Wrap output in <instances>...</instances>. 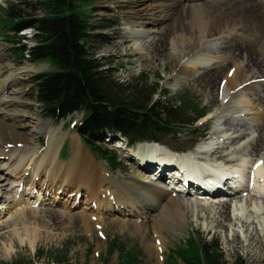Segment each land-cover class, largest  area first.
Instances as JSON below:
<instances>
[{"label": "rangeland", "instance_id": "374dc122", "mask_svg": "<svg viewBox=\"0 0 264 264\" xmlns=\"http://www.w3.org/2000/svg\"><path fill=\"white\" fill-rule=\"evenodd\" d=\"M158 1L92 0L89 15L95 28L93 33L97 35L93 43V49L104 68L112 70L111 73L115 80L131 85L130 88H133L134 85L132 84L137 82L140 85H146L148 91L153 93L152 100L159 102L163 100L180 101L182 103L181 113L189 117L190 121H194L193 125H190L188 121L179 127L180 134L177 138L172 139L167 136L156 139L154 137L155 139H149L148 142H160L170 149L194 150L197 143L203 139L200 135H204V139L211 135L214 122L205 121V118L210 113L213 115L218 109L221 86L225 85L227 75L232 76L231 74L238 63L240 64V60L237 63L234 62L235 64L232 62L223 67L227 70L217 79L220 83L217 86L219 88L217 97L215 92L214 95L206 93L207 89L204 86L192 81L194 71L197 70L193 68V64L208 65L206 67L210 68L223 64V61L218 60L217 64L212 65L215 61L214 57L220 51L219 44L222 38L219 37L230 33H240L242 25L231 21L221 22L213 28V31L210 30L209 32L206 28L207 30L205 29L203 33L196 25L192 24V21H189V12L211 9L217 3L223 4L224 0H179L180 7H174L173 12L167 16H157L158 23L154 24L155 26L140 23L144 20H138L136 13L142 11L143 7L154 6ZM161 1L165 4L169 2V0ZM11 5L16 6L20 18L23 19L40 17L44 14L42 10L38 9L35 0H0V80L12 73L13 70L28 66H42L40 72L53 69L48 62L32 64L25 58L20 57L14 50L24 44L33 45L34 42L32 30L29 28L19 32L16 36L7 35L12 34L8 28L5 30L11 22L6 16V12ZM224 9L223 5L218 13H222ZM111 20H114L115 25L107 27L105 24H110ZM166 23L170 24L172 32L167 37L164 48L157 50L155 53L151 47H146V44L152 36L155 38L153 41H156L157 34H148L150 38L146 39L147 33H142V36L140 33L145 28H158L160 25H167ZM246 25L247 28H250L248 24H245L244 28H246ZM188 39H192L193 43L188 45L186 42ZM145 41H147L146 44H144ZM135 49H140V53H137ZM209 49L211 51L208 53L207 50ZM185 69H190V71ZM263 72L264 68L259 73H255V76L257 77L258 74ZM35 74L37 73H25V75L20 76L0 96L3 99L6 96L15 99L13 103L0 106L1 120L10 124V127L16 133L15 137L17 139L14 138L13 141H23L21 144L27 148L33 147L34 152L31 159H27L28 161H14V168L19 170L17 171L19 176L6 175L10 172L11 159L6 160V155L4 158H0V175L7 179L5 182L9 181L8 188L3 191V199L0 200V264H13V262L21 264H186V262L194 261L193 259L198 256L202 259L201 244L203 241L211 240L219 246L228 264H233L236 257L241 258V261L245 264H263L264 230L258 222L253 223V225L251 223L248 225V229L253 234L250 240L247 238L245 227H240L242 225L240 222L248 223L249 220L246 215L240 212L241 208L235 210L238 202L231 205V209L229 207V213L231 214L232 211V216L235 214V217L233 216L230 221L213 217V202L206 207L201 206L196 210L190 209L188 224L183 225L179 230L174 229L173 236L171 235L172 230H170L171 233L164 232L167 237L163 243L159 240L161 234H158V229L156 232V230H151V227H148L149 221L141 223L142 226L138 225L140 230H145L147 242L154 244L155 247L161 245L162 250L157 262L152 255H149L146 249V241L142 239L140 232L117 226L110 220L114 217H119L120 220L123 217L116 209H111L105 215L99 213L96 207L84 204L86 193L83 188H81L79 195L75 197L72 194L67 199L66 195L70 191L73 192L75 188L65 186L61 189L62 187H60L59 198L53 203L51 197L54 192L52 191L59 186H55V184L60 183L55 181L52 185L51 180H48V166L37 168L38 160L41 158L40 154H43L46 148L47 136L46 134L41 136L35 133L37 126L35 127L33 124L38 121V125L51 129L53 133L58 135L60 140H58L57 155L59 160L64 162L72 152L70 150L72 148L71 139L74 138L76 142H81L73 124L77 125L82 122L83 113L77 112L66 119L58 121L45 116L40 102L34 95L33 77ZM251 76L252 73L248 72V78ZM263 76L264 74H260L258 79H251L252 81H242L244 78H241L240 81H238L239 79L236 81L235 84H238L236 87L233 85V87H229V89L235 91L230 103L231 109L241 105L242 111L236 114H245V116L243 115L245 126H241L242 129L244 127L247 130L251 139L258 137L257 119L264 114V105L255 100L253 96V87L257 85L264 86ZM248 78L246 77V79ZM243 87H245L244 90ZM215 97L216 99H214ZM252 103H256V105ZM15 113H19V116ZM228 113L230 112L228 111ZM228 128L227 125L222 126L224 131H227ZM98 132L100 133V131ZM103 133L109 134L107 130H103ZM116 140L108 142L109 139L105 137L104 142H95L101 148L110 152L106 157L90 151L88 147L80 144L85 147L83 148L94 162L106 171L107 169L111 171H107L110 175L123 181H129L130 176L133 174L132 171L136 168L129 152L145 140H135L130 143L131 145H126L125 138ZM194 141L197 142L193 144ZM116 142H119L120 145L115 146ZM138 149L139 151H146V149ZM159 152L163 151L159 150ZM256 152L255 150L249 151L254 155H256ZM152 153L155 155V151ZM163 153L168 155L165 150ZM170 157L173 158L175 155L170 154ZM139 164H137V167L140 168ZM19 165L20 167H18ZM28 166L30 168H27ZM136 171L142 174L140 170L137 169ZM147 176L148 180L156 182L160 186L166 185L171 188L163 181L155 180L148 174ZM31 181L36 185H33L32 190L28 189L32 184ZM139 192L148 195L144 191ZM172 194V197H174L175 191ZM0 195H2V191ZM170 196L171 194L166 195L164 201ZM179 196L196 202H200V200L208 202L205 197L198 199L188 195ZM243 196L240 193V197ZM232 197L231 195L230 199ZM226 198L227 195L221 197V199ZM187 199L184 200L185 203H189ZM173 202L175 200L171 203ZM196 214L198 219H195ZM237 214L241 216L240 220L237 218ZM127 218H131L129 224L134 223V221L140 224L142 221V218H136L132 215ZM220 220L223 221V225H218ZM32 231L36 234V238L31 245L29 241L33 239L28 237V241L27 235ZM175 233L176 235H174ZM234 233L239 236L238 240L233 236Z\"/></svg>", "mask_w": 264, "mask_h": 264}, {"label": "bare ground", "instance_id": "6f19581e", "mask_svg": "<svg viewBox=\"0 0 264 264\" xmlns=\"http://www.w3.org/2000/svg\"><path fill=\"white\" fill-rule=\"evenodd\" d=\"M211 3L213 4V2ZM223 5L225 7L224 11L218 13V10L221 9ZM174 7H180L179 0H169L168 4L159 0L154 6L143 7L141 9L142 11L136 13V16L138 20H144L140 21V23L154 25L158 23L157 16H167L173 12ZM263 10L264 0H224L223 4L217 3L213 5L211 9L189 12V21H192V24L196 25L200 32L203 33L206 28H208L209 32L210 30L213 31V28L221 22L231 21L242 25L240 33H230L223 37H219L220 39L222 38L219 44L220 51H217L219 54L214 57L215 61L214 63L212 62V65L217 64L219 62L218 60L223 61V64L214 68L206 67L208 65L193 64V68L198 71H194L195 73L193 74L192 81L198 82L199 85L204 86V88L207 89L206 93L214 95L215 92V96L217 97V90H219L217 86L220 84L217 79L227 70L223 67L232 62L237 63V61L240 60V64L238 63L234 68V72H232V74L230 73L232 76L227 75L224 82L225 85L221 86L218 109L213 115L210 113L206 118L204 117L206 119L205 121L210 120L214 122L211 135L199 142L189 154L172 158L170 154H175L170 153V148L163 143H141L133 151L129 152V156L135 163L136 168L132 171L133 174L130 176L129 181H123L116 176L110 175L109 172H107L108 170L106 171L103 167L94 162L84 149L85 147L78 141L76 142L74 138L71 139L72 148L70 150H72V152L70 157L64 162L60 161L57 155V145L58 140H60L58 135L53 133L51 129L41 127L38 125V121H36L33 125L35 127L37 126V130L35 129L34 132L41 136L43 134L47 136L46 148L43 154H40L41 158L38 160L37 168H45V166H48V180H51V183H53L52 185H54L55 181L60 183L55 184V186H59L52 191L54 192L51 197L52 202L54 203L57 201V198H59V191L65 186H72L75 188L73 192L70 191L68 195H66L67 199L70 198L72 194L75 197L79 195L81 188H83L86 193L84 204L96 207L97 211L103 214L111 211V209H116L123 217L120 218V220L118 219L119 217H114L110 220L117 226H123L125 229L140 232L142 239L146 241V249L149 255H152L156 262L158 261L157 258L160 256L162 247L161 245L155 247L154 244L147 242L145 230H140L138 227V225L142 226L141 223L145 221H149L148 227H151V230L153 229L157 232L158 229V234H161L159 240L163 243L167 237L164 232L167 231L171 233L170 230H172L171 235L173 236L174 229L179 230L183 225L188 224L190 209L196 210L201 206L206 207L213 202V217L220 218L223 221L226 219L230 221L233 216L235 217V214L232 216V211L231 214L229 213V207L235 204V202H238L235 206V210L241 208L240 212L246 215L249 220L248 223L240 222V224H242L240 227H245L247 238L250 240L253 234L248 229V225L251 223L253 225V223L256 224V222H258L260 227L264 230V114L257 119L258 137L251 139L247 130L244 129V127L242 129L241 126L244 125L243 121L245 114H243L244 116L236 114L242 111L241 105L235 109H231L230 103L232 102L235 91L231 88L229 89L230 86L236 87L238 85L235 84L238 79V81H240L241 78H244L242 81H252L253 79H258L260 74H264L263 72L258 74L257 77L255 76V73H259L262 71V68H264ZM245 24H248L251 29L247 28V25L246 28H244ZM144 32L147 33L146 39L150 38L148 34H157L158 38L156 37V41H153L155 38L152 36L149 42L145 41L144 43L146 44L147 42L146 47H151L152 51L156 53L157 50L164 48L167 37L172 30L170 29V24H167L160 25L158 28H145L144 31L140 33L141 36ZM186 42L189 45L193 43V40L188 39ZM135 50H137V53H140V49ZM210 51L211 49L207 50L208 53ZM42 68V66H28L19 70H13L14 72L12 71L9 75L6 74L7 76L0 80V96L3 95L4 91L7 90L12 83L14 84L20 76L25 75V73H38ZM185 70L190 71V69ZM248 72L252 73L250 78H248ZM246 77L248 79H246ZM253 88L255 100H258L264 105V86L257 85ZM242 89L244 90L245 87ZM216 97L214 99H216ZM14 100L8 98V96L4 99L0 97V106L13 103ZM252 104L256 105V103ZM228 111L230 113H228ZM15 114L19 116V113ZM223 125L229 127L226 129L227 131L222 129ZM15 136L16 133L10 127V124H7L0 118V158H4L6 155V160L11 159L9 166L10 172L6 173V175L9 176H19V173H17L19 170L14 168V161L25 162L27 159L30 160L34 154L33 147L27 148L21 144L23 141L20 140L13 141V139L16 138ZM138 148L146 149V151H139ZM159 150L163 152L165 150L168 155L159 152ZM251 150L257 151L256 155L249 153ZM153 151H155V155L152 153ZM191 155L203 162H194L191 160ZM254 157L256 158L254 159ZM227 163L236 164H232L230 166L231 168H229ZM137 164L140 165V168L139 166L137 167ZM29 166L31 167V165ZM29 166L27 168H30ZM18 167H20V165ZM247 168L252 169L253 176L251 182L248 184L250 181L249 174L248 180L246 179V186L244 185L240 188H236L233 180L230 181V179L224 177V175L232 177L229 173L238 172L239 170L238 174L240 177H243L242 171H245ZM137 169L140 170L142 174L136 171ZM147 174L151 175V178L155 180L166 182L171 188L166 185L160 186L158 183L148 180ZM5 181H7V179L0 175V194L2 191L0 200L3 199V191L8 188L9 181ZM177 184L180 185V187H177ZM30 185L28 189L32 190L35 183L32 182ZM60 187L62 188L59 190ZM139 191H144L148 195H144ZM173 191H175L174 197H172L174 194H172ZM240 193L244 195V198L240 197ZM168 194H171V196L167 197L164 201L165 196ZM179 195H188L198 199L205 197V200L208 199V202L201 200L200 202H196L192 199L182 198ZM225 195H227V198L221 199V197ZM231 195L233 197L230 199ZM185 199L189 200V203H185ZM174 200L175 202L171 203ZM231 202L233 203L231 204ZM131 215L136 218H142L140 224L135 221L129 224L128 222L131 218L127 217ZM237 218L240 220L241 216L237 214ZM195 219H198L197 214L195 215ZM221 220L218 222V225H223V221ZM176 233L178 232L176 231ZM176 233L174 235H176ZM28 234L27 239L28 237L33 239L32 241L28 239L29 244L32 245L36 238V234L34 231ZM233 236L237 240L239 239L237 233H234Z\"/></svg>", "mask_w": 264, "mask_h": 264}, {"label": "trees", "instance_id": "16d2710c", "mask_svg": "<svg viewBox=\"0 0 264 264\" xmlns=\"http://www.w3.org/2000/svg\"><path fill=\"white\" fill-rule=\"evenodd\" d=\"M35 3L44 14L28 19L20 18L16 6L11 5L6 12L11 22L5 30L12 32L8 36H16L23 29L32 28L34 44L14 50L32 64L48 62L53 67L33 77L34 95L45 116L58 121L82 112L77 133L91 151L104 157L110 152L95 143L104 141L103 130L133 142L167 136L174 139L180 134L179 127L188 121L194 124L181 113L180 101L152 100L153 93L146 85L137 82L130 88L131 85L115 80L112 70L99 62L93 49L97 35L93 33L95 28L89 15L92 0H35ZM113 21L105 25L114 26ZM201 254L202 259L198 256L186 264H228L212 240L202 242ZM233 264L245 262L236 257Z\"/></svg>", "mask_w": 264, "mask_h": 264}]
</instances>
